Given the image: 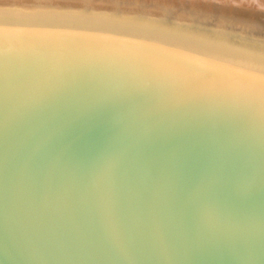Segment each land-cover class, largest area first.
Segmentation results:
<instances>
[{
	"label": "water",
	"instance_id": "95a60500",
	"mask_svg": "<svg viewBox=\"0 0 264 264\" xmlns=\"http://www.w3.org/2000/svg\"><path fill=\"white\" fill-rule=\"evenodd\" d=\"M49 1L0 2V264H264L260 30Z\"/></svg>",
	"mask_w": 264,
	"mask_h": 264
},
{
	"label": "rangeland",
	"instance_id": "374dc122",
	"mask_svg": "<svg viewBox=\"0 0 264 264\" xmlns=\"http://www.w3.org/2000/svg\"><path fill=\"white\" fill-rule=\"evenodd\" d=\"M10 2L11 0H0V2ZM16 1V0H15ZM18 2H20L21 1V3H27V2H29L30 0H17ZM53 1V2H52ZM122 1V2H121ZM141 1V0H140ZM145 1V0H144ZM49 2H51L49 5H53V6H76L77 4H81V3H78V0L76 1V0H50ZM70 2H71V4H70ZM77 2V3H76ZM92 2H94V0H92ZM91 2V3H92ZM116 2V3H115ZM120 2L123 4H120ZM146 2L147 1H145V2H142L141 4L139 3V5H134V4H137V2H128V1H123V0H108L107 1V3H104V4H109V5H103L102 6V4H99V3H93L95 6H96V9L97 10H101V11H109L110 9H111V7H120V8H122L124 11H134V10H137L136 8H142V9H145V10H147V13H149L150 15H152V16H154V15H159L160 14V12L162 13V12H165L166 10H164V9H161L162 7L161 6H156V5H152L151 7H147V6H145V5H147L146 4ZM175 2H177V1H175ZM67 3V4H66ZM133 3V4H132ZM216 3H217V1H216ZM112 4V5H111ZM124 4H125V6H124ZM145 4V5H144ZM179 4V3H178ZM178 4H176V6H175V8H173L171 11H173V12H171V13H175V14H177V16L179 15V17H182V18H187L188 16H191V15H193V16H198V17H200V15H198V14H195L194 12H192L190 9H188L187 7H189V6H187V5H184V4H187V3H184L183 5H181V7H180V4L178 5ZM182 4V3H181ZM208 5H209V7L208 8H203V9H199L198 11H200L201 10V12L200 13H203V11H204V13L205 14H202V16L203 17H201L202 19H205L206 21H211V22H215L214 23V25H221V24H225V23H229V24H231L232 23V21H233V23H235V18L237 19V22H238V20H240V22H238V23H235V24H239L240 26V28L239 27H236L237 29H239V30H242V31H245L246 32V30H245V26H246V28H249L250 29V27H255L256 29L258 28L260 31V36H264V16H260L261 18H253V17H249V18H242V17H233L232 18V20H230L231 18V16H229V14L228 13H224V12H220L219 11V9H217V7H215L214 8V4H215V2L213 3L212 2V7L210 6V4L209 3H207ZM219 4V3H218ZM218 4H216V5H218ZM223 4V3H222ZM122 5V6H121ZM220 5H221V3H220ZM179 8H178V7ZM223 6V5H222ZM225 6V5H224ZM176 7H177V9H176ZM183 7V8H182ZM185 7V8H184ZM232 7V6H231ZM181 8V9H180ZM126 9V10H125ZM210 9V10H209ZM260 11H263V10H260ZM134 12H138V11H134ZM188 13H190V14H188ZM192 13V14H191ZM186 14V15H185ZM186 17H185V16ZM188 15V16H187ZM206 16H208V17H206ZM230 18V19H229ZM242 20H243V22H242ZM260 21V22H259ZM217 23V24H216ZM247 23H249L250 25H252V26H248V25H243V24H247ZM256 23V24H255ZM235 24H233V25H235ZM255 24V25H254ZM259 24V26L258 27H256L257 25ZM261 26V27H260ZM248 31V30H247Z\"/></svg>",
	"mask_w": 264,
	"mask_h": 264
},
{
	"label": "bare ground",
	"instance_id": "6f19581e",
	"mask_svg": "<svg viewBox=\"0 0 264 264\" xmlns=\"http://www.w3.org/2000/svg\"><path fill=\"white\" fill-rule=\"evenodd\" d=\"M26 1V0H25ZM64 1V0H63ZM77 1V0H76ZM108 0H94V2H92V0H78V2H82L85 5H88L89 2L92 3H99L103 5H109V4H104L107 3ZM123 1H128V2H137V4L134 5H139V3L141 4L142 2H146L147 5L145 6H149L151 7L152 5H156V6H161V9H164L166 11H171L173 8H175L176 4H180L183 5H187L189 7H187L188 9H190L192 12H194L195 14L200 15V17H203L202 14H205L204 11L203 13H200V11H198L199 9H203V8H208L209 5L207 3L210 4V6L212 7V2L215 4L213 5L214 8L217 7V9H219V11L224 12V13H228L229 16H231L229 19L232 20L233 17H242V18H249V17H253V18H261L262 16H264V0H123ZM177 1V2H175ZM217 1V3H216ZM53 2V1H52ZM122 2V1H121ZM120 2V4H122ZM139 2V3H138ZM77 3V2H76ZM116 3V2H115ZM182 3V4H181ZM219 3V4H218ZM221 3V5H220ZM223 3V4H222ZM67 4V3H66ZM71 4V2H70ZM133 4V3H132ZM178 4V5H179ZM218 4V5H216ZM78 5V4H77ZM90 5V4H89ZM112 5V4H111ZM123 5V4H122ZM121 5V6H122ZM175 5V6H174ZM223 5V6H222ZM225 5V6H224ZM97 6V5H96ZM110 6V5H109ZM125 6V4H124ZM208 6V7H207ZM232 6V7H231ZM119 7V6H118ZM178 7V6H177ZM176 7V9H177ZM168 8V9H166ZM179 8V7H178ZM183 8V7H182ZM185 8V7H184ZM210 8V7H209ZM181 9V8H180ZM126 10V9H125ZM210 10V9H209ZM263 10V11H260ZM190 14V13H188ZM192 14V13H191ZM186 15V14H185ZM184 15V16H185ZM188 16V15H187ZM261 16V17H260ZM186 17V16H185ZM208 17V16H206ZM238 22H240V20H238ZM237 19L235 18V23H238ZM243 22V20H242ZM260 22V21H259ZM232 25L234 24L233 21L231 23ZM256 24V23H255ZM254 24V25H255ZM243 25H248V26H252L249 23L247 24H243ZM259 24L256 26L258 27ZM239 27V26H238ZM261 27V26H260ZM246 28V26H245ZM258 29V28H257ZM239 30V29H238ZM246 30V29H245ZM259 30V29H258ZM247 31V30H246Z\"/></svg>",
	"mask_w": 264,
	"mask_h": 264
}]
</instances>
